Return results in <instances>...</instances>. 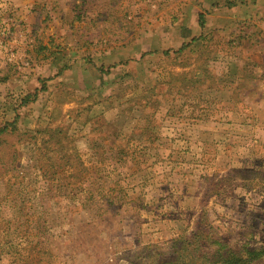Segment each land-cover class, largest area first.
<instances>
[{
	"label": "rangeland",
	"instance_id": "obj_1",
	"mask_svg": "<svg viewBox=\"0 0 264 264\" xmlns=\"http://www.w3.org/2000/svg\"><path fill=\"white\" fill-rule=\"evenodd\" d=\"M234 1L202 13L211 32L176 54L187 0H0V125H14L0 138V264H157L200 221L236 252L264 251V0ZM166 30L172 50L132 63L136 80L109 98L132 118L112 138L37 83L52 58L124 59Z\"/></svg>",
	"mask_w": 264,
	"mask_h": 264
},
{
	"label": "crops",
	"instance_id": "obj_2",
	"mask_svg": "<svg viewBox=\"0 0 264 264\" xmlns=\"http://www.w3.org/2000/svg\"><path fill=\"white\" fill-rule=\"evenodd\" d=\"M12 1L21 6L28 4L40 6L43 2V0ZM238 1L239 0H235L234 2L238 3ZM187 2V6H189V16L187 15V20H185V22H181L178 26H176L177 28L174 29L176 30L175 32L179 31L178 40L182 45L181 48L195 39V42L188 46L184 52L189 51L190 49L195 50L196 43L203 40L200 39V35L203 32H211L210 30H205L208 26V20L206 21L205 27L202 29L199 26V18L202 13L207 11L212 13L211 10L215 6L218 7L216 3L217 0H187ZM198 3L201 4V7L198 6ZM213 14H215L214 16H218L216 13H212L211 17H213ZM218 18L222 17L220 16ZM212 20L210 22H212ZM228 20L235 21L236 19L235 17H231V19ZM189 21L193 22L192 26L189 25ZM196 23L198 24L197 27ZM170 33H172V30H166L164 32L162 31L161 33H158L156 37L155 35L153 37H148L144 43L140 42L139 53L135 50L134 52H131L132 54L129 53V56L125 57L124 59V56L121 55L125 52L122 51L110 52L108 58L106 55L102 59L99 58L97 62H87L77 58L73 60H67L65 58L61 59L58 57L55 59L52 58L53 60H48L42 67L38 69V71H40V76L37 77V83H41L39 79H46V81L44 80V83L47 85L49 84V87L50 85L52 86L49 89V94H51V97L54 98L56 96V99L58 97L62 98L61 102L56 100L55 108L57 113H68L69 111L82 108L81 110H83L84 113L81 115V118L84 122L82 125L85 131L91 136L92 133L97 132L92 129L93 124H100L99 122L102 121V123L105 124V127L103 128L104 136H109L112 138V136H110L112 131H115L113 134H118V132L122 133L123 126H119V131H116V126L119 123L120 125L121 123L124 125L126 122H132V118L129 116L130 111L124 112V110L122 111L119 106L115 108V105L107 106V102L110 101L109 98L114 99V95L118 89L122 90L123 86L127 85L128 82H131L133 78L136 80V76L132 78L131 73L129 74L132 63L137 66L138 62L143 63L148 56L151 57L153 55L162 53L164 56V54L172 48L171 46L173 43H170V38L166 39L164 36V34L170 35ZM224 34H227V32ZM171 53H173V51ZM188 69L189 68H187V70ZM128 75L129 77H127ZM35 88L37 89L38 86ZM227 91L228 89L226 88L220 92L227 100H231L232 92L230 89L228 92ZM122 101V108H128V99ZM107 108H109V110L106 111ZM93 109L97 110L96 113L94 111H90ZM113 109H116L117 112H114ZM103 110L106 112H103ZM85 125L87 128H85ZM132 132L128 131V134H132Z\"/></svg>",
	"mask_w": 264,
	"mask_h": 264
},
{
	"label": "trees",
	"instance_id": "obj_3",
	"mask_svg": "<svg viewBox=\"0 0 264 264\" xmlns=\"http://www.w3.org/2000/svg\"><path fill=\"white\" fill-rule=\"evenodd\" d=\"M205 25V18L201 15L199 18V26L203 29ZM194 42L195 39L189 44L184 45L179 51H176V54H181ZM29 101L33 102L30 97L26 103ZM13 133V124L4 123L0 125V138ZM98 152L108 154L106 156H109V159H100L103 165L121 157L123 152L125 155L127 153L126 149H122L121 147L114 150L100 148ZM213 231L212 226L204 223V221H200L197 230L191 236L183 235L177 239L172 253L157 264H255L264 257V251L255 252L247 249H244L242 252L234 251L222 242V239L217 237ZM22 261H19V264H30L27 260L25 263Z\"/></svg>",
	"mask_w": 264,
	"mask_h": 264
}]
</instances>
